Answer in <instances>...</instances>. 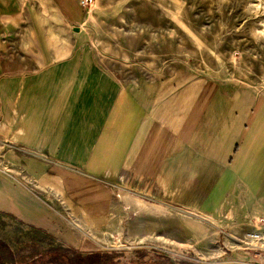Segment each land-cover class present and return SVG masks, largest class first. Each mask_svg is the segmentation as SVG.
<instances>
[{"label": "crops", "instance_id": "crops-1", "mask_svg": "<svg viewBox=\"0 0 264 264\" xmlns=\"http://www.w3.org/2000/svg\"><path fill=\"white\" fill-rule=\"evenodd\" d=\"M96 13L0 0V212L72 248L73 229L165 246L187 214L264 217V91L110 50Z\"/></svg>", "mask_w": 264, "mask_h": 264}, {"label": "rangeland", "instance_id": "rangeland-1", "mask_svg": "<svg viewBox=\"0 0 264 264\" xmlns=\"http://www.w3.org/2000/svg\"><path fill=\"white\" fill-rule=\"evenodd\" d=\"M98 10V19L105 22L103 33L111 41L114 37L117 44L121 42L115 47L110 41V50L140 54L142 60H150L151 64L156 58L158 63L171 61L221 82L264 91V0H94L90 12ZM11 146L0 139V171L6 168L2 153ZM184 217L189 235L173 236L171 245H157L154 239L140 243L115 234L98 236L73 229L79 239L73 249L81 253L121 249L126 260L137 247L157 248L193 264H242L255 260L247 252L223 253L228 221L193 214ZM164 239L161 238L163 242ZM0 240L9 246L1 250L2 256L16 261L27 260L49 246H66L58 237L31 229L1 213Z\"/></svg>", "mask_w": 264, "mask_h": 264}, {"label": "trees", "instance_id": "trees-1", "mask_svg": "<svg viewBox=\"0 0 264 264\" xmlns=\"http://www.w3.org/2000/svg\"><path fill=\"white\" fill-rule=\"evenodd\" d=\"M0 213L20 224H24L9 214ZM29 227L42 231L32 226ZM7 248L9 246L0 240V264H193L187 260L172 258L171 255L157 248L146 247L133 248L131 250L132 257L126 260L125 251L121 249L81 253L71 247L58 244L43 248L33 257L24 261H16L15 258L6 260L2 256L1 250Z\"/></svg>", "mask_w": 264, "mask_h": 264}, {"label": "built area", "instance_id": "built-area-1", "mask_svg": "<svg viewBox=\"0 0 264 264\" xmlns=\"http://www.w3.org/2000/svg\"><path fill=\"white\" fill-rule=\"evenodd\" d=\"M94 0H80V5L90 10ZM247 229L229 230L226 235V251L247 252L255 260L247 261L242 264H264V217H252L247 222Z\"/></svg>", "mask_w": 264, "mask_h": 264}, {"label": "water", "instance_id": "water-1", "mask_svg": "<svg viewBox=\"0 0 264 264\" xmlns=\"http://www.w3.org/2000/svg\"><path fill=\"white\" fill-rule=\"evenodd\" d=\"M74 31H77V29H76V28H74Z\"/></svg>", "mask_w": 264, "mask_h": 264}]
</instances>
